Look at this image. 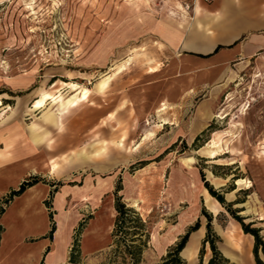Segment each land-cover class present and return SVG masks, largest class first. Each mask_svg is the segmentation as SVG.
I'll return each instance as SVG.
<instances>
[{
	"label": "rangeland",
	"instance_id": "374dc122",
	"mask_svg": "<svg viewBox=\"0 0 264 264\" xmlns=\"http://www.w3.org/2000/svg\"><path fill=\"white\" fill-rule=\"evenodd\" d=\"M219 2L0 0V150L11 147L6 140L12 136L33 147L41 170L23 183L52 187L46 201L50 214L55 193L90 185L92 201L72 203L71 197L61 206L81 218L71 247L80 251L77 264H131L116 253L125 248L121 236L113 237L117 212L106 218L104 226L112 224L108 236L84 244L100 239L103 248L81 251L88 222L105 216L108 206L115 209L118 198L147 226L140 264H159L197 223L200 229L191 234L182 257L188 264H207L209 222L217 247L232 264H256L255 238L224 205L215 216L206 201L213 197L207 182L264 241V50L246 64H230L229 75H204L207 71L189 63L213 53L193 47L203 50L218 39ZM110 74L115 77L108 88L97 92L96 84ZM11 193L0 200V212ZM18 205L4 225L14 222ZM39 215L43 229L47 219ZM58 221L53 214L56 227ZM7 233L0 258L16 238L13 230ZM33 241L32 236L26 243ZM23 254L16 252L9 264ZM259 257L264 261L262 250Z\"/></svg>",
	"mask_w": 264,
	"mask_h": 264
},
{
	"label": "crops",
	"instance_id": "0c3cea01",
	"mask_svg": "<svg viewBox=\"0 0 264 264\" xmlns=\"http://www.w3.org/2000/svg\"><path fill=\"white\" fill-rule=\"evenodd\" d=\"M216 7L219 8L221 12V20L217 25L219 32L218 39L214 42L210 40L208 46H206L203 50H200V46L195 45L193 47L190 43L187 46L189 48L193 47L194 49H197L199 53L208 54L214 52L219 45L233 44V47L223 48L209 58H189V63L192 68L197 71H207L204 75L222 76L229 75L230 64L234 62L238 65L246 64L264 50V34L261 33L264 31V0H220L219 5H216ZM229 29H234V33L226 36L225 34L229 31ZM248 32H251V34L245 37L244 40L237 43ZM110 75H112L113 78L115 77V74ZM168 91L170 90L167 89V92ZM90 93L91 90H89V93L87 94V99L89 98ZM63 115L64 113L61 114V116ZM55 124H57V121ZM7 141L12 142L11 147L6 149L5 145V148L0 150V200L11 192L19 189V186L23 183L24 179L30 175V173L41 170L33 147L29 144H23L26 139L12 136V138H8L6 142ZM1 153L6 156L2 157ZM90 188V185L87 184L82 189L68 188V190H63L62 193H60L61 191L55 193L53 198V214L55 217L58 219L60 216V209L62 206L61 201H63V196L65 202L66 200L69 201L71 197L72 203L74 199L82 200L83 198L86 201L85 203H88L90 200L92 201L94 193H92ZM85 189L87 192L81 191ZM65 191L66 194L64 193ZM51 192V186L37 184L28 188L21 196L15 197L9 203L0 220V226L3 229V233L0 235V249L4 248V238L7 236L8 230H13L16 238L11 240L10 244L12 246H8V248H10L9 251L5 252L6 255L4 254L0 258V264H9L14 261L12 257L16 254V252H24V254L22 260L13 264H25L26 262L30 264H67L69 262L74 228L78 225L81 218L77 212L69 211V219L72 220V224L69 226L68 230L69 237L64 240L63 244H61V248H58V227H56V231L53 234L52 239L49 238L51 233V222L50 212L46 207V201L48 200ZM68 195L70 196L68 197ZM206 201H209V203L216 208V212L210 210L215 216H217L221 210H224L222 205L213 197L208 196ZM18 203H20V205H18L19 207L17 208V212L14 213V222H11V225H9L10 227L4 225V219H6L10 212L12 214L13 211H15L14 208H16ZM23 204H31L33 206L31 208L38 209V211L41 212V215L46 217L47 222L43 229L42 227L37 228L35 226L30 227V229L36 231H29L27 228L24 229L23 221L24 218L29 215L30 209L21 213L20 207H22ZM96 220L97 217L92 218L88 222L82 234L81 251L85 255L95 249L99 250L103 248V242H101L100 239H97L95 243L90 246L84 245V234ZM32 236L35 237L36 241L26 243V240H29Z\"/></svg>",
	"mask_w": 264,
	"mask_h": 264
},
{
	"label": "trees",
	"instance_id": "16d2710c",
	"mask_svg": "<svg viewBox=\"0 0 264 264\" xmlns=\"http://www.w3.org/2000/svg\"><path fill=\"white\" fill-rule=\"evenodd\" d=\"M233 45L229 47H225L222 45H219L215 51L212 54L209 55H200L201 58H209L213 56L214 54L218 53L223 48H231ZM202 178L204 180V175L202 174ZM38 181H28L23 183L18 190L13 191L10 195V199L8 200L7 204H9L15 197L21 196L28 188H31L35 185H37ZM205 189L210 192V195L213 196V198H216V200L221 204L224 205L229 213L232 214L233 218L237 220L241 225L246 234H250L255 238V247H254V256L256 260V264H264V262L259 257V252L262 250L264 252V241L262 237L259 234V230L252 229L250 226H247L244 224L242 219L237 216L235 213L232 212L226 206V202L218 192L214 190V188L209 185V183H205ZM120 191V190H119ZM223 207V206H222ZM115 209L117 212L116 220H115V230L113 232V237L116 238L117 236H121V239L125 243V248H117L116 253L122 254L124 257H127L130 259L131 264H140L142 260V255L145 250L146 244L143 242V238L149 237V233L147 230V226L143 219L141 218L140 214L134 209V208H128L126 204L122 202L120 198L117 199L115 204ZM4 210L0 212V215H3ZM50 219L53 223V214H50ZM130 223H133L135 228V233L130 234L129 233V227ZM2 231L3 229L0 228ZM200 229V224L197 223L193 228L190 229V231L181 239L179 243H177L175 246L170 248L167 255L164 256L159 264H188L182 257V254L184 250L186 249L189 239L192 233H196ZM0 230V231H1ZM1 231V232H2ZM56 231V226L53 223V227L50 233V237L52 239L53 234ZM131 235L130 238L128 236ZM134 236H138L137 238H133ZM219 241V238L214 235L212 225L209 222L207 224V236L205 239V244H210V249L212 252L211 258L208 260L207 264H232L230 260H228L219 250L217 247V242ZM130 242V243H129ZM129 243V244H128ZM120 244V243H119ZM204 251L202 250V253ZM80 253L78 248L73 245V248L70 251V259L69 262L71 264H77V256ZM200 264H203L201 261Z\"/></svg>",
	"mask_w": 264,
	"mask_h": 264
},
{
	"label": "bare ground",
	"instance_id": "6f19581e",
	"mask_svg": "<svg viewBox=\"0 0 264 264\" xmlns=\"http://www.w3.org/2000/svg\"><path fill=\"white\" fill-rule=\"evenodd\" d=\"M181 19H182V17H181ZM128 62H129V60L126 63L120 65L119 70L120 71H124L125 67L128 64ZM111 79H112V75L103 76V78L96 84V91L100 92V93H103L108 88V86H109V84L111 82ZM87 94H88V91L85 92L84 98H87L86 97ZM82 101H84V100H82ZM37 108H39V107H37ZM51 122L55 123L56 121H55V119H52ZM5 156L6 155H2V157H5ZM64 193L66 194V191ZM61 204L63 206L65 204L64 196H63V201H61ZM137 205H138V203H137ZM134 206H136V204H134ZM31 207H33L31 204H27V205L23 204L22 207H20V212L21 213L25 212L27 209H30L28 218H24V226H23L24 228H29L30 229V227H33V226H35L37 228L41 226V218L39 216L38 209H33ZM62 208L63 207H61V210H60L61 213H60L59 221H58V235H57V240H59L60 242H63L62 233H63V230L66 228V226L68 224V221L70 220L69 219V213L68 214L65 213ZM210 208H211V210L216 212V208H214L213 206H210ZM106 211L109 213V215H108V213H106ZM106 211H105L106 214H104L105 216H100L96 221H94L92 226L89 228V230L86 231V233L84 234V244L85 245L88 243V241L90 239H92L95 236H100L102 234L108 235L110 233V231L112 229V224L108 225L107 227H105L104 224H105V221L107 220L106 219L107 216H109V219H113L114 218V216L116 214V211L112 208V206L106 207Z\"/></svg>",
	"mask_w": 264,
	"mask_h": 264
}]
</instances>
